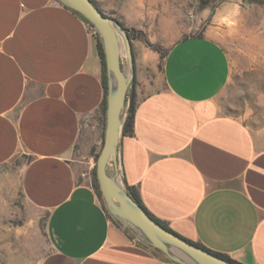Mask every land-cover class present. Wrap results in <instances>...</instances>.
I'll return each mask as SVG.
<instances>
[{
    "label": "crops",
    "instance_id": "1",
    "mask_svg": "<svg viewBox=\"0 0 264 264\" xmlns=\"http://www.w3.org/2000/svg\"><path fill=\"white\" fill-rule=\"evenodd\" d=\"M230 76L214 37L174 41L163 85L134 87L119 174L180 236L264 264V127L222 110ZM104 95L95 33L79 14L59 0H0V166L28 204L48 213L40 264H177L115 222L98 197Z\"/></svg>",
    "mask_w": 264,
    "mask_h": 264
},
{
    "label": "rangeland",
    "instance_id": "2",
    "mask_svg": "<svg viewBox=\"0 0 264 264\" xmlns=\"http://www.w3.org/2000/svg\"><path fill=\"white\" fill-rule=\"evenodd\" d=\"M102 1L132 31L134 78L127 99L140 82L152 90L163 85L162 60L174 41L207 34L230 57V84L218 98L220 107L254 128L264 127V0ZM121 60L125 66L124 54ZM4 169L0 166V264H40L50 247L48 213L28 204Z\"/></svg>",
    "mask_w": 264,
    "mask_h": 264
},
{
    "label": "water",
    "instance_id": "3",
    "mask_svg": "<svg viewBox=\"0 0 264 264\" xmlns=\"http://www.w3.org/2000/svg\"><path fill=\"white\" fill-rule=\"evenodd\" d=\"M59 1L87 19L102 44L107 93L104 136L96 158L95 174L108 213L128 231L134 230L135 236L144 243L177 264H232L166 228L127 192L120 179L117 148L127 114V94L134 78L128 30L117 19L104 14L92 0ZM122 54L126 58L125 66H122Z\"/></svg>",
    "mask_w": 264,
    "mask_h": 264
},
{
    "label": "trees",
    "instance_id": "4",
    "mask_svg": "<svg viewBox=\"0 0 264 264\" xmlns=\"http://www.w3.org/2000/svg\"><path fill=\"white\" fill-rule=\"evenodd\" d=\"M202 1H206V0H202ZM74 11V10H73ZM76 12V11H74ZM77 14H79L78 12H76ZM80 15V14H79ZM89 25H91L87 19H85L82 15H80ZM121 23V22H120ZM122 24V23H121ZM123 25V24H122ZM92 26V25H91ZM128 36L130 37V39L132 38V31L130 29H128ZM95 37H96V46H97V49H98V52H99V55H100V58H101V61H102V66H103V85H104V91H105V95H104V100H103V113L105 115V109H106V93H107V82H106V68H105V62H104V54H103V49H102V44H101V41H100V38H99V35L97 33H95ZM186 37V36H184ZM168 50V49H167ZM167 52V51H166ZM165 52V54H166ZM165 56V55H164ZM133 113H134V96H133V93L131 94L130 98H129V103H128V107H127V114H126V117L124 119V122H123V125H122V133H126V132H131L132 131V128H133ZM97 157V155H96ZM93 174H94V187L96 189V192L98 194V197L102 200L101 198V193H100V190H99V186H98V182H97V179H96V174H95V170L93 171ZM125 188L127 190V192L155 219L157 220L158 222H160L162 225H164L166 228H168L169 230H172L170 229L165 223H163L161 220H159L158 218H156L155 216H153L145 207L144 205L142 204L140 198H139V195L137 194V192L135 191L134 188L132 187H129V186H126L125 185ZM102 204L104 206V208L106 209L103 201H102ZM107 211V209H106ZM108 213V211H107ZM108 215L112 218V216L108 213ZM113 219V218H112ZM114 220V219H113ZM115 222H117L116 220H114ZM173 231V230H172ZM188 241L190 242H193L199 246H202L203 248H206L208 249L207 247L203 246L202 244L200 243H197V242H194L192 240H189L187 239ZM153 249V248H152ZM155 252H160L162 253L161 251L159 250H156V249H153ZM210 250V249H208ZM211 252L221 256V257H224L225 259H227L228 261H230L232 264H243V263H240V262H237L233 259H231L229 256H227L226 254L224 253H221V252H216V251H213V250H210ZM163 254V253H162ZM163 256L167 259H169L165 254H163Z\"/></svg>",
    "mask_w": 264,
    "mask_h": 264
},
{
    "label": "built area",
    "instance_id": "5",
    "mask_svg": "<svg viewBox=\"0 0 264 264\" xmlns=\"http://www.w3.org/2000/svg\"><path fill=\"white\" fill-rule=\"evenodd\" d=\"M90 27H91V29H92V31L94 32V33H96V31L94 30V28L90 25Z\"/></svg>",
    "mask_w": 264,
    "mask_h": 264
},
{
    "label": "flooded vegetation",
    "instance_id": "6",
    "mask_svg": "<svg viewBox=\"0 0 264 264\" xmlns=\"http://www.w3.org/2000/svg\"><path fill=\"white\" fill-rule=\"evenodd\" d=\"M96 5V4H95ZM97 6V5H96ZM98 7V6H97Z\"/></svg>",
    "mask_w": 264,
    "mask_h": 264
}]
</instances>
